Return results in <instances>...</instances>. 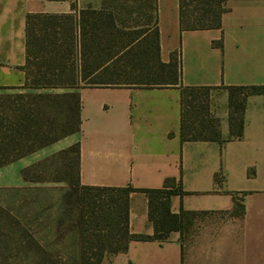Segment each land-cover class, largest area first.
<instances>
[{
  "label": "crops",
  "instance_id": "crops-1",
  "mask_svg": "<svg viewBox=\"0 0 264 264\" xmlns=\"http://www.w3.org/2000/svg\"><path fill=\"white\" fill-rule=\"evenodd\" d=\"M71 1L101 2L0 0V87L23 84L25 15L66 13ZM154 4L160 58L177 51L180 84L212 87L209 111L222 140L180 139L176 85L81 87L78 130L1 165L0 188L34 185L23 167L77 143L81 185L161 188L171 180L184 193L171 195L170 210L197 212L183 239L172 231L162 242L131 240L110 264H264V91L247 95L242 135L229 138L226 89L264 86V0H225L219 26L202 29H180L178 0ZM128 228L153 231L143 192L128 194Z\"/></svg>",
  "mask_w": 264,
  "mask_h": 264
},
{
  "label": "trees",
  "instance_id": "trees-1",
  "mask_svg": "<svg viewBox=\"0 0 264 264\" xmlns=\"http://www.w3.org/2000/svg\"><path fill=\"white\" fill-rule=\"evenodd\" d=\"M225 0H178L180 29L218 27ZM66 13L25 15L24 81L0 87V166L46 146L79 128L77 89L98 86L180 87V139L221 141L218 119L209 111L211 86H182L178 52L160 58L154 0H101L98 7ZM229 138H239L247 95L262 93V85L226 86ZM74 149L66 177H40L44 162L64 158ZM30 182L66 181L70 192L61 196L68 227L76 229L75 264H101L105 253L125 252L131 240L166 241L170 232L180 239L197 212L170 210V197L183 194L180 184L166 180L161 188L81 185L78 144L74 143L20 170ZM70 175V178H67ZM218 179V174L214 175ZM26 187V186H24ZM16 187V188H24ZM143 192L148 201L150 234L128 228V194ZM117 192L105 199V193ZM76 193L74 198L73 194ZM236 204L233 214L242 213ZM199 213H206L201 211ZM56 225V227H58Z\"/></svg>",
  "mask_w": 264,
  "mask_h": 264
},
{
  "label": "rangeland",
  "instance_id": "rangeland-1",
  "mask_svg": "<svg viewBox=\"0 0 264 264\" xmlns=\"http://www.w3.org/2000/svg\"><path fill=\"white\" fill-rule=\"evenodd\" d=\"M74 155L71 149L64 158L44 162L40 177H66L65 163L72 165ZM68 191L63 180L0 188V264H75L76 229L68 227L66 216L57 225L63 214L61 196ZM110 195L117 192L105 193V199ZM112 255L105 253L101 264H110Z\"/></svg>",
  "mask_w": 264,
  "mask_h": 264
}]
</instances>
